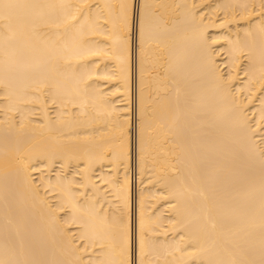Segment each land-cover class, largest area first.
<instances>
[{
  "label": "bare ground",
  "instance_id": "1",
  "mask_svg": "<svg viewBox=\"0 0 264 264\" xmlns=\"http://www.w3.org/2000/svg\"><path fill=\"white\" fill-rule=\"evenodd\" d=\"M0 264H264V0H0Z\"/></svg>",
  "mask_w": 264,
  "mask_h": 264
}]
</instances>
